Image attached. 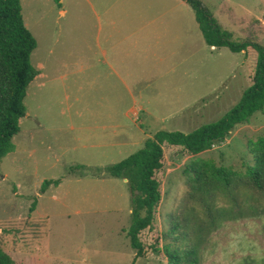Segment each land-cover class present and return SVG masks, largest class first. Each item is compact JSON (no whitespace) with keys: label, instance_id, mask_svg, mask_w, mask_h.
Here are the masks:
<instances>
[{"label":"rangeland","instance_id":"obj_1","mask_svg":"<svg viewBox=\"0 0 264 264\" xmlns=\"http://www.w3.org/2000/svg\"><path fill=\"white\" fill-rule=\"evenodd\" d=\"M231 41L264 47V0H197ZM39 69L23 98L25 116L0 162V249L28 264H131L125 236L129 197L125 181L68 175L71 165L105 167L125 159L155 132L188 133L222 117L247 85L248 59L205 45L190 8L180 0H19ZM152 20L151 23H145ZM145 21V22H144ZM142 22V24H141ZM144 25V26H142ZM112 34V65L127 88L89 86L76 64L96 53L93 34ZM132 36L136 44L118 40ZM116 38V39H115ZM116 63V64H115ZM264 138V106L224 140L191 157L163 145L156 172L160 201L149 228L139 234L143 255L132 264H167L162 245H180L192 158L243 173L252 165L247 142ZM44 180H60L39 194ZM238 206L209 234L199 264H264V199L240 190ZM34 206L30 209L32 203Z\"/></svg>","mask_w":264,"mask_h":264},{"label":"trees","instance_id":"obj_2","mask_svg":"<svg viewBox=\"0 0 264 264\" xmlns=\"http://www.w3.org/2000/svg\"><path fill=\"white\" fill-rule=\"evenodd\" d=\"M193 13L197 28L208 47L225 48L232 54H242L248 59L247 85L236 104L219 119L203 124L188 133L157 131L144 140L142 147L125 159L105 166L71 165L67 174L81 177H109L125 181L129 197V224L125 232L134 257L143 255L139 240L141 231L149 228L160 201L159 183L155 174L162 168V146H177L191 157L209 150L224 140L236 126L247 123L249 118L264 106V47L250 41H231L229 34L197 0H181ZM59 7V0H53ZM33 36L26 29L21 17L19 0H0V162L13 150L12 138L18 133V122L25 116L23 98L28 84L38 74L29 57L35 49ZM252 165L243 173L230 167L218 166L211 159L192 158L183 169L186 179L181 225L174 222L172 230L182 228L174 240L180 245L171 248L162 245L160 251L167 264H199V250L204 236L211 233L231 208L219 205L226 199L231 206H238L236 194L240 190L254 191L264 199V138L247 142ZM60 180H44L39 194L49 187H56ZM34 206L32 203L30 209ZM131 262V264L133 263ZM0 264H28L0 249Z\"/></svg>","mask_w":264,"mask_h":264},{"label":"crops","instance_id":"obj_3","mask_svg":"<svg viewBox=\"0 0 264 264\" xmlns=\"http://www.w3.org/2000/svg\"><path fill=\"white\" fill-rule=\"evenodd\" d=\"M151 21L152 20H148V21H146V22L144 21V22L145 23H151ZM141 24H142V22H141ZM142 26H144V25H142ZM101 38H102L104 43L107 40H110L112 38L114 39L112 34H108V33L101 34L99 30L95 34H93L94 45L97 48L96 53H93V56L89 57L87 60H85V59L79 60L78 63L76 64L77 70L79 73H83L84 71L87 72L88 77H90L89 86H91V87L95 86L96 84L98 86L111 87L112 81L116 80L119 87H124L126 89L127 88L126 76L119 73V70L121 71V67L118 66V64L115 63L116 67H114L112 65L111 59L114 61V57H113V54L111 52V48H110V55H109V49H106L105 46L100 47L99 41ZM123 40L126 42L131 40V42H127L128 45L134 46L136 44V42L132 36L124 37L123 39L118 40V44H122ZM209 48H211L213 50L220 49V48H213V47H209ZM110 57H111V59H110ZM36 70L38 71L37 75H39L40 70L39 69H36Z\"/></svg>","mask_w":264,"mask_h":264}]
</instances>
